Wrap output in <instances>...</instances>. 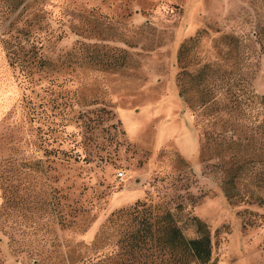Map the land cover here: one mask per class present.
Masks as SVG:
<instances>
[{"label": "rangeland", "instance_id": "374dc122", "mask_svg": "<svg viewBox=\"0 0 264 264\" xmlns=\"http://www.w3.org/2000/svg\"><path fill=\"white\" fill-rule=\"evenodd\" d=\"M254 96L264 0H0V264H200L154 239L168 213L208 264H264V204L224 195L264 186L219 152Z\"/></svg>", "mask_w": 264, "mask_h": 264}, {"label": "trees", "instance_id": "16d2710c", "mask_svg": "<svg viewBox=\"0 0 264 264\" xmlns=\"http://www.w3.org/2000/svg\"><path fill=\"white\" fill-rule=\"evenodd\" d=\"M234 101L235 105L230 107V111L236 112V115H239L241 110H239L240 103L238 98L234 97ZM252 103H258L261 108L264 109V97H252L249 103V112H252ZM233 131L234 130L230 129L225 133V137H228L232 142L227 144V146L222 148L219 152H224L223 155H226L227 152H233L229 157L235 160L234 162L241 161L246 167L245 169H238L241 170L238 173H236L238 170H235V172L227 178V182L235 186L240 180L249 179L258 185L264 186V119L258 122L255 120L250 121L245 136L235 141L233 140ZM222 133L224 134V132ZM204 137L205 141L202 145L203 148L206 147L208 140L211 138L206 134H204ZM217 137L219 136L217 135ZM224 195L229 203L239 200L242 202H257L258 204H264V198H261L259 195H241L235 192H225ZM143 205V203L137 202L129 209L119 210L115 213L116 217L129 216L133 223L135 222L136 225L142 226L141 229L144 230V234H141L138 238L141 246L146 245L148 240L151 239V228L157 223L156 220H152L153 216L150 211L142 208ZM165 217H167L168 220L166 219L163 224L164 226H162L164 233L155 235L154 239L159 242L162 247H166L170 250H178L182 254L190 256V258L200 264H208L211 258V242L208 234L204 232V225L193 218L197 226V231L200 234L193 238H186L176 225V222L171 218V214L168 213Z\"/></svg>", "mask_w": 264, "mask_h": 264}, {"label": "built area", "instance_id": "2783aa9c", "mask_svg": "<svg viewBox=\"0 0 264 264\" xmlns=\"http://www.w3.org/2000/svg\"><path fill=\"white\" fill-rule=\"evenodd\" d=\"M123 174L122 173H119V176L121 177Z\"/></svg>", "mask_w": 264, "mask_h": 264}]
</instances>
